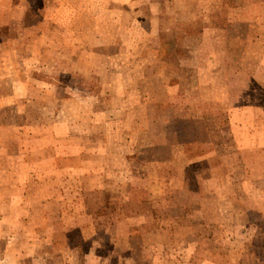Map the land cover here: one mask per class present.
Masks as SVG:
<instances>
[{"label":"rangeland","instance_id":"obj_1","mask_svg":"<svg viewBox=\"0 0 264 264\" xmlns=\"http://www.w3.org/2000/svg\"><path fill=\"white\" fill-rule=\"evenodd\" d=\"M54 1L24 0L19 6L6 0L5 5L0 4V27H8L0 32V224H7L0 228V251L12 253V262L17 264H153V261L163 264L166 258L170 264L176 258L182 261L181 256L188 252L184 255L182 240L190 232L180 226L179 217L190 207L188 197L176 192L160 193L165 185L162 190L160 183L152 180L154 177L144 178L145 171L137 163L133 167L135 178H127L126 168L119 177H112L113 158H117L118 152L125 155L115 146L116 140L121 133L125 142L134 137V131H118L117 127L143 119L139 112L144 103L139 92L142 85L136 78L145 69L127 67L126 16L123 15L126 2L117 0L118 8H115L104 0H65L66 4L63 0ZM80 7L101 11L105 25L97 34L99 45L110 48L112 45L106 43L118 42L113 43V49L87 52L91 54L86 57L88 63L81 59L85 50L80 49L96 37L91 34L92 19H86V15L80 19L78 13L74 14L72 28L62 21L63 10L69 13ZM32 26L40 27L43 36L40 34L38 39L37 31L32 33ZM46 29L51 32L47 33ZM157 86L155 81L149 84L151 89H158ZM173 101L168 106L157 105L156 110H170ZM204 106L209 107L207 103ZM127 107L132 111L126 113ZM249 115L246 121L252 128L261 124V131H230L232 136L227 128L216 127L228 126L223 116H206V121L215 125L214 138L228 142L238 141L237 137L243 139L238 143L240 148L232 145L227 156L239 155L244 163L230 160L224 169L223 159H218L220 168L210 164L208 170L205 157L196 168H200L204 177V190H222V184L225 186L227 182L222 175L225 170L224 174L233 170L236 178H241L227 182V189L233 193H238L244 182L251 185L262 182L261 193L252 195L255 201L247 203L255 204L258 209L255 207L245 215L253 218L250 222L257 223L264 219V115ZM167 116L157 111L152 117H158L156 123H160ZM251 136L262 146H247V142L256 143ZM82 141L87 146L78 154ZM218 149L221 153L224 148ZM80 154H85V173L78 172L84 166L78 162ZM156 170L152 175L161 174ZM209 175L211 178H207ZM246 198H249L247 189ZM130 201L136 202L132 206L135 211L127 213L125 204ZM122 214H142L146 230L157 225L159 219L160 223L166 222L164 235L168 250L146 246L144 249L141 227L131 234L133 258H123L128 248L127 240L122 237L128 229L126 224L117 228ZM247 230L248 236L258 235L257 227ZM158 239V235L152 236L150 242L157 244ZM224 245L235 252L243 249L234 240L230 244L221 241L219 248ZM199 246L206 249L201 242ZM148 249L155 251L154 259ZM204 255L205 251L197 263L205 261Z\"/></svg>","mask_w":264,"mask_h":264},{"label":"crops","instance_id":"obj_2","mask_svg":"<svg viewBox=\"0 0 264 264\" xmlns=\"http://www.w3.org/2000/svg\"><path fill=\"white\" fill-rule=\"evenodd\" d=\"M12 1L19 6L24 2V0ZM55 1L59 3L58 0ZM104 1L118 8L117 0ZM123 1L126 2V13L123 15L126 16L124 34L127 45L124 49L128 51L127 67L145 69L142 75L136 78L142 85L139 92L144 103L139 112L142 113L143 119L142 122L129 124L131 126L123 123L117 127L118 131L126 129L134 131L132 135L135 138L131 137L125 142L121 133L119 140H116L115 146L126 156H121L118 152L117 158H113L112 163L115 165L111 167V171L114 172L112 177H119L118 174L126 168L127 178H135L133 167L137 163L145 171L144 178L154 177L152 180L160 183L162 190L165 185L164 191L160 193L176 192L188 197L190 207L183 213L182 218L179 217L180 226L190 232L182 240L185 244L184 249L181 247L184 255L188 252L185 257L181 256L182 261L176 258L172 264H263L264 219L253 223L250 222L253 218L245 217L248 211L256 207L255 204L248 206L247 203L255 201V196L254 198L251 196L261 193L263 183L256 180V185L244 182L238 193H233L226 186L227 182L230 183L237 174L233 170L224 174L225 170L222 175L227 182L225 186L224 183L222 184V190L219 191L216 185L214 187L217 189L204 190L202 186L204 177L196 165L205 157L208 170L211 169L210 164H213L214 168H220L218 159H223L221 167L224 169L229 163L227 161L230 160L237 161L238 164L244 163L239 155L233 158L227 156L232 145L235 144L240 148L238 143L243 139L240 137H237L238 141L226 139L229 140L228 142L214 138L215 125L206 121V116H223L226 123L228 121V126L216 127L227 128L229 136H232L230 131L237 130L239 133L242 130L246 132L262 129L261 124L252 128L246 117L249 114L264 115V0ZM1 2L6 4V0H0V4ZM62 2L66 4L65 0ZM100 12L87 11L83 7L69 13L63 10V25L68 28H72L74 14L78 13L80 19H85L83 15H86V19H92L89 21V24H93L91 34L96 37H92L88 44H84L82 40L84 47L80 49L85 50L81 59L87 63L89 59L86 57L91 55L87 52L113 49L115 45L113 43H118L113 40L106 43L112 45V48L99 45L97 34L105 25ZM116 26H118L117 17ZM7 29L8 27L1 26L0 32H5ZM31 29L32 33L37 31L38 39L40 34L43 36L40 27L32 26ZM46 32L51 31L46 29ZM47 40L51 43V39ZM99 63L101 61L97 62ZM133 72L136 71L133 69ZM151 81L158 83V89L149 87ZM177 100H182L184 103ZM170 101H173L170 110L167 108L156 110L157 105L168 106ZM204 103L209 107L205 108ZM131 109L127 107L124 111L128 113ZM157 111L159 114L168 115L160 123H156L159 121L158 117H152ZM251 137L256 140L255 136ZM250 142L246 145L262 146L257 140L256 143ZM86 146L87 144L82 141L78 145L77 153H81ZM221 146L224 149L220 153L218 148ZM84 157L85 154H80L78 160L79 163L84 164L78 170L80 173L86 172ZM156 169L160 170L161 174L152 175L157 172ZM98 171L101 169H96V172ZM212 178L214 180L216 175L214 174ZM142 180L145 182V179ZM135 203L131 201L124 203L127 213L135 211L132 207ZM144 220L142 214L138 216L122 214L118 219V230L125 224L128 229V233L122 237L127 240L128 248L127 256L123 258H133L131 234L134 229L141 227L144 228L142 236L144 249L146 246L158 247L162 251L168 250L167 238L164 235L168 224L160 223L161 219H159L157 225L148 227L151 230H146ZM5 227H7L6 223L0 224V228ZM248 227H257L256 238L247 235ZM215 231H220V234H215ZM155 235L159 237L157 244L150 242L151 237ZM232 240L242 244L240 245L243 246L242 251L235 252L226 245L219 248L221 241L230 244ZM116 242H119V238ZM179 242L178 240L176 244ZM200 242L206 247L205 250L199 246ZM146 251L151 253L154 259L155 251L151 249ZM204 251L205 261L197 263ZM175 252L179 254L177 250ZM12 260V253L0 251V264H17V261L13 263ZM169 260L166 258L162 262L170 264Z\"/></svg>","mask_w":264,"mask_h":264}]
</instances>
